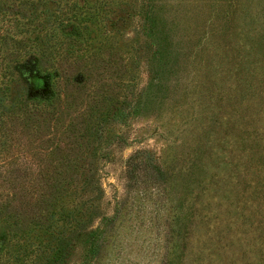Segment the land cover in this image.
Segmentation results:
<instances>
[{
	"label": "rangeland",
	"instance_id": "1",
	"mask_svg": "<svg viewBox=\"0 0 264 264\" xmlns=\"http://www.w3.org/2000/svg\"><path fill=\"white\" fill-rule=\"evenodd\" d=\"M146 1L0 0V150L6 155L8 165L4 168L11 172L0 176V198L13 197L30 216L48 204L51 209L55 198L57 208L66 209L91 199L94 213L81 212L76 218L84 225V232L100 222L103 232L98 250L92 241H82L54 252L52 231L33 226L17 232L11 225L13 219L7 220L3 210L0 264H169L172 258V264H264V213L262 207L250 206L248 194H234L236 175L229 162L220 161L226 159L227 151L219 153L212 177L216 185H211L208 193L191 195L187 202L175 193L172 198L139 193L135 200L129 194V157L136 150L150 149L180 166L179 157L183 159L187 150L186 122L194 113L184 96L188 79L183 73L168 92L177 99L174 106L170 101L130 117L125 124L118 120V109L128 110L150 81L147 58L136 49L142 40L141 19L136 15L141 6H151ZM158 3L166 17L179 22L175 33L188 41L204 18L210 28H214L211 21L228 24L229 33L238 26L259 23L262 6L261 0H253L247 17V11L241 10L249 4L247 0ZM208 4L211 8L207 14L201 6ZM213 59L216 56H210ZM47 70H57L60 82L64 74L75 73H82L85 80L73 85L62 82L64 99L55 115L47 112L49 88H40L36 80ZM40 106L43 111L36 109ZM96 108L98 113L94 114ZM80 115H87L90 121L83 141L74 135L81 126L75 130L71 126L80 121ZM64 156L71 157L69 163L61 159ZM89 159L96 168L94 178H87L92 166ZM58 160L64 163L58 164ZM72 163L82 167L77 177L55 178L51 173L55 166L67 169ZM182 181L174 182L171 190H177ZM243 188L242 184L239 191ZM223 190L224 195L220 193ZM42 193L48 200L44 203L39 200ZM248 197L257 204L258 198L254 201L251 194ZM123 199V213L114 225H108L104 219ZM69 213L65 210L62 215ZM177 213L183 214L182 222H169ZM180 227V231L187 228L185 236L171 237ZM5 231L9 237L3 239ZM62 236L66 242L71 235Z\"/></svg>",
	"mask_w": 264,
	"mask_h": 264
},
{
	"label": "trees",
	"instance_id": "2",
	"mask_svg": "<svg viewBox=\"0 0 264 264\" xmlns=\"http://www.w3.org/2000/svg\"><path fill=\"white\" fill-rule=\"evenodd\" d=\"M252 1L247 0L249 4H245L241 10L247 11ZM146 4L151 6L148 5L146 8L141 6V10L136 15L141 19L142 35V40L138 42L136 49L147 58L150 81L134 98L128 110L118 109V120L125 124L130 117L151 112L156 105L163 107L170 101L174 106V101L177 99L172 94L170 98L168 92H171L170 85L174 79L183 73H187L188 79L184 96L188 107L193 108L194 113L186 122L188 137L184 146L187 150L182 155L183 159L179 157L180 166L174 165V162L167 159H161L150 149L136 150L129 157L127 180L130 196L135 200V196L139 193L145 197H154L161 193L166 198H170L175 193L187 202L191 195L208 193L211 185H216L212 177L219 153L227 151L226 159H220V161L229 162L236 175L234 194L238 197L239 193L248 194V196L251 194L254 201L258 198L257 204L248 196L246 201L250 203V206L262 207L261 211L264 213V0H261L259 23L255 22L257 25L251 23L238 26L235 31L229 33L228 24L211 21L214 28H210V23L207 18H204L199 24L201 28L189 41L183 35L175 33L179 22L171 21L161 12L162 6L158 0H149ZM210 8L211 4L206 5L205 8L201 6V11L206 9L208 14ZM226 9L227 4L224 6V11ZM230 14L231 12H228L227 19H230ZM247 17H250L248 11ZM210 56H216V59L210 60ZM41 61L39 57L38 62L42 63ZM56 71L47 70L43 76L41 73L40 76L37 75L36 79L40 88H49L46 93L49 94L47 98L51 103L48 101L50 105L47 112L54 115L61 110L60 103L64 99L62 82L73 85L85 81L82 73H75L72 76L64 74L60 82L61 74ZM195 71L199 73L195 74ZM197 92L198 96H196ZM178 107L180 109V104ZM36 109L43 111L44 108L40 106ZM95 113H98L97 108ZM87 115H80V121L75 125L71 123L72 130L81 126L74 131V135L79 136L81 141L89 130L90 121L87 120ZM32 126H34L33 123ZM38 128L39 125H36L35 129ZM118 136L120 135L117 134ZM92 154H94L93 151L90 155ZM5 159V153L0 150L1 177L11 173L8 168H4L8 165ZM61 159L64 160L65 156ZM70 159L71 157L69 159L67 157L66 163H69ZM88 162H91L92 166L89 167L87 178H94L96 168L91 159ZM62 163L64 161L58 160V164ZM58 167H53L51 171L55 178L58 175L77 177L79 169H82L80 165L74 166L73 163L67 169ZM80 174L82 175L83 172ZM91 178L88 181H92ZM177 180H183L182 184L177 186V190H171V185ZM242 184L244 188L239 191ZM220 193L224 195V190ZM227 193L229 194L228 191ZM43 196L44 194L39 197L41 203L48 201L44 200ZM90 200L82 202L80 206L66 209V207L57 208L58 198H55L51 209L48 204L46 208L41 207L38 212L30 216L25 214L16 200L8 195L0 198V211L6 210L7 220L13 219L11 225L18 230L17 232L33 226H42L52 231V234L58 235L53 237L54 246H56L54 252L66 250L70 246L72 248L82 241H92L96 244L94 249L98 250L103 238L101 222L93 229L84 232V225L76 218L81 212L94 213L91 210L93 205L90 204ZM124 205L125 199L117 201L115 212L104 219V222L114 225L123 213ZM65 210L70 213L62 215ZM57 214L60 215L57 216ZM182 217L183 214H174L169 222L179 224L183 220ZM180 229L181 227L174 230L171 237L185 236L187 228L185 227L182 231ZM3 234V239L9 237H7L9 232L5 231ZM66 234L71 236L65 242L62 235ZM86 235L90 236L86 237ZM63 242L65 244L62 246ZM171 254L175 255L173 251ZM95 255L97 256L96 253ZM173 262V258L169 260V264Z\"/></svg>",
	"mask_w": 264,
	"mask_h": 264
}]
</instances>
